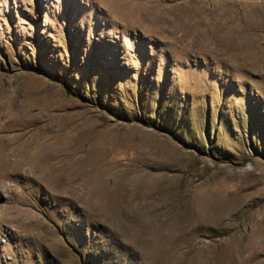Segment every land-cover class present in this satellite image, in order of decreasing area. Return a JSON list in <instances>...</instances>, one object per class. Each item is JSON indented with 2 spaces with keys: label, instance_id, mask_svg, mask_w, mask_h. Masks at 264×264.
Returning a JSON list of instances; mask_svg holds the SVG:
<instances>
[{
  "label": "rangeland",
  "instance_id": "obj_1",
  "mask_svg": "<svg viewBox=\"0 0 264 264\" xmlns=\"http://www.w3.org/2000/svg\"><path fill=\"white\" fill-rule=\"evenodd\" d=\"M0 264H264V0H0Z\"/></svg>",
  "mask_w": 264,
  "mask_h": 264
},
{
  "label": "bare ground",
  "instance_id": "obj_2",
  "mask_svg": "<svg viewBox=\"0 0 264 264\" xmlns=\"http://www.w3.org/2000/svg\"><path fill=\"white\" fill-rule=\"evenodd\" d=\"M148 2H152V3H155L156 0H148ZM157 5V4H156ZM152 7V6H151Z\"/></svg>",
  "mask_w": 264,
  "mask_h": 264
}]
</instances>
